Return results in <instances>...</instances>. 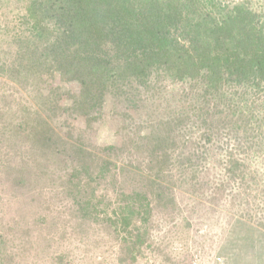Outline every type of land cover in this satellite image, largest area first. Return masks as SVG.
<instances>
[{
    "label": "trees",
    "instance_id": "1",
    "mask_svg": "<svg viewBox=\"0 0 264 264\" xmlns=\"http://www.w3.org/2000/svg\"><path fill=\"white\" fill-rule=\"evenodd\" d=\"M19 2L17 33L1 37L6 43L1 48L0 74L14 83L12 90L31 92L33 103L22 106L19 113L10 112L17 118L0 121V168L13 184H24L31 172L26 167H34L41 177L55 176L68 195H81L93 189L82 181L110 169L109 153H115L114 158L119 153L135 155L118 168L123 175L118 181L126 226L135 202L141 205L148 194L166 189L167 176L171 186L186 181L189 192L201 193L209 188L211 174L216 180L212 188L218 191L225 186L232 189L229 182L246 177L238 155L248 149L254 153V147L243 149L242 139L248 136L238 137L239 148L230 150L228 141L220 140L226 123L206 119L204 110L193 119L187 116L188 120L174 112L142 135L127 132L130 127L124 122L127 136L102 149L108 152L106 157L71 128L57 131L49 119L81 116L91 130L103 119L107 93L119 98L125 108L135 107L132 95L127 91L123 96L122 91L132 83L147 88L152 81L198 86L203 96H225L224 88L231 86L264 91V0ZM56 73L66 83L77 84L78 90L52 87ZM66 121L64 117L61 124ZM249 139L253 142L252 136ZM12 147L20 152L18 156L11 155ZM131 173L139 186L127 194L122 182ZM76 205L74 211L86 219L89 198Z\"/></svg>",
    "mask_w": 264,
    "mask_h": 264
},
{
    "label": "rangeland",
    "instance_id": "2",
    "mask_svg": "<svg viewBox=\"0 0 264 264\" xmlns=\"http://www.w3.org/2000/svg\"><path fill=\"white\" fill-rule=\"evenodd\" d=\"M19 1L0 0V57L6 43L1 37L17 33ZM13 84L0 74V121L17 118L10 112L19 113L22 106L33 103L31 92L12 90ZM50 85L71 93L78 90L77 84L66 83L58 73ZM148 87L132 83L122 88L123 96L127 91L132 95L134 108H125L119 98L107 93L103 119L91 130L83 117L73 114L64 116L65 126L61 124L63 116L49 121L56 123L54 127L61 133L71 128L106 157L108 152L102 149L121 142L127 132L146 134L157 121L174 112V116L193 119L204 110L206 119L226 123L220 140L228 141L230 150L239 148L238 139L248 136L242 139L246 142L243 149L254 147V153L248 149L246 154L238 155L246 166V177L229 182L232 189L225 186L218 191L212 188L216 180L211 174L207 179L209 188L201 193L198 189L189 192L186 181L171 186L167 176L163 180L166 189L148 194L141 205L135 202V212L129 224L123 226L125 212L120 209L124 194L120 195L118 181L123 175L118 168L135 155L119 153L114 158L115 153H109L110 169L82 181L93 189L75 196L68 195L55 176L41 177L37 168L26 167L30 176L20 185L13 184L11 176L0 168V264H264V227L257 222L264 225V91L231 86L222 91L225 96H203L198 86L188 88L164 81L156 85L152 81ZM122 112L127 116L123 118ZM124 122L130 127L127 132ZM10 152L12 156L20 153L13 147ZM126 178L122 188L129 194L139 185L132 180V173ZM88 198L95 205H89L90 213L84 219L74 209L78 200L85 202ZM237 222L253 224L259 237L247 234V228L238 227Z\"/></svg>",
    "mask_w": 264,
    "mask_h": 264
},
{
    "label": "crops",
    "instance_id": "3",
    "mask_svg": "<svg viewBox=\"0 0 264 264\" xmlns=\"http://www.w3.org/2000/svg\"><path fill=\"white\" fill-rule=\"evenodd\" d=\"M238 223V227H245V228H247L246 230H248L250 233H247V234H253L254 235V237H259V232H257V228L255 227V226H253V224H251V223H247V222H237ZM252 230H254L253 232H252ZM246 237V236H245ZM257 250H259V252H261V247H260V245H257V248H256Z\"/></svg>",
    "mask_w": 264,
    "mask_h": 264
}]
</instances>
